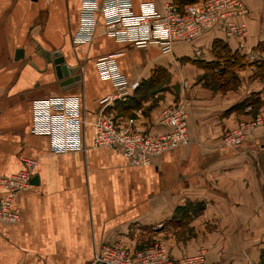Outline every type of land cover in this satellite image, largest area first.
I'll return each mask as SVG.
<instances>
[{"label":"crops","instance_id":"0c3cea01","mask_svg":"<svg viewBox=\"0 0 264 264\" xmlns=\"http://www.w3.org/2000/svg\"><path fill=\"white\" fill-rule=\"evenodd\" d=\"M84 1L0 0V177L31 160L32 179H39L14 201L19 221L0 222V264H93L106 244L141 250L156 242L174 259L203 249L207 264H264V129L235 148L223 146L227 131L264 112V0H243L248 14L236 23L248 26L245 39L227 37L217 24L169 54L157 44L116 41L100 15L88 28ZM200 1L133 5L152 2L162 11L168 2ZM85 31L91 40L77 42ZM39 47L60 51L79 81L63 88ZM106 55L140 83L107 113L160 135L170 130L159 124L162 110L187 101L188 145L143 167L119 150L94 147L99 101L116 94L97 74L96 60ZM60 95L78 97L83 151L56 155L49 137L31 131L35 102Z\"/></svg>","mask_w":264,"mask_h":264},{"label":"built area","instance_id":"2783aa9c","mask_svg":"<svg viewBox=\"0 0 264 264\" xmlns=\"http://www.w3.org/2000/svg\"><path fill=\"white\" fill-rule=\"evenodd\" d=\"M248 9L243 0H202L182 9L174 2L158 11L152 2L141 3L135 10L133 0H85L82 15L88 28L94 27L97 17L103 20L105 34L118 42L143 48L150 44L160 46L162 53H172L177 42H193L219 24L227 37L245 39L248 26L236 23L245 17ZM92 31H85L77 42L91 40ZM83 38V39H82ZM81 40V41H80ZM96 70L102 81H109L116 90L115 96L99 101L100 109L94 124V147L119 150L134 167L150 165L156 157L189 144L188 103L179 100L165 107L159 124L170 130L151 135L133 130L134 119L126 125L107 113L108 105L115 99H126L137 91L140 83L129 81L120 70L116 55H106L96 60ZM83 111L76 96H52L34 104L31 131L51 139L56 155L84 150L82 143ZM264 129V112L251 120H242L224 134L223 146L235 148L247 141L255 131ZM25 168L18 173L0 177V222L15 224L20 215L14 208L16 197L31 187L33 161L24 160ZM93 264H207L206 252L174 259L162 242L141 250H131L119 244H106L96 254Z\"/></svg>","mask_w":264,"mask_h":264},{"label":"water","instance_id":"95a60500","mask_svg":"<svg viewBox=\"0 0 264 264\" xmlns=\"http://www.w3.org/2000/svg\"><path fill=\"white\" fill-rule=\"evenodd\" d=\"M38 53L45 61L46 67L54 68L57 79L60 81V85L63 88L71 86L74 82L79 81V75H76V68L71 67L66 63V58L62 55L60 51L49 52L39 47ZM24 58L23 51L19 50L16 55V60H21ZM38 177H34L31 180V184H38Z\"/></svg>","mask_w":264,"mask_h":264},{"label":"trees","instance_id":"16d2710c","mask_svg":"<svg viewBox=\"0 0 264 264\" xmlns=\"http://www.w3.org/2000/svg\"><path fill=\"white\" fill-rule=\"evenodd\" d=\"M179 6V5H178ZM180 7V6H179ZM181 9L183 8V7H180Z\"/></svg>","mask_w":264,"mask_h":264}]
</instances>
